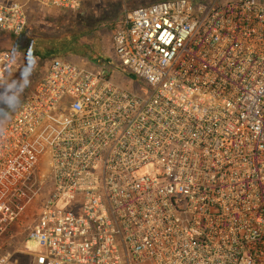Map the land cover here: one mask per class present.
<instances>
[{
	"label": "built area",
	"instance_id": "obj_1",
	"mask_svg": "<svg viewBox=\"0 0 264 264\" xmlns=\"http://www.w3.org/2000/svg\"><path fill=\"white\" fill-rule=\"evenodd\" d=\"M84 1L0 0V31ZM135 1L112 40L141 90L55 58L0 128V264H264V0Z\"/></svg>",
	"mask_w": 264,
	"mask_h": 264
},
{
	"label": "rangeland",
	"instance_id": "obj_2",
	"mask_svg": "<svg viewBox=\"0 0 264 264\" xmlns=\"http://www.w3.org/2000/svg\"><path fill=\"white\" fill-rule=\"evenodd\" d=\"M142 2V1H140ZM135 0H85L75 11L33 6L29 22L23 33L13 36L0 31V52L11 53L13 62L0 84V128L16 111L25 97L34 89L38 79L46 72L50 62L62 58L74 63L109 70L112 78L133 90H141L134 77L117 64L113 52V34L125 11L135 7ZM52 132H45L49 137ZM46 143H42V173L47 174ZM44 196L48 190L44 191ZM40 203L24 216L18 232L8 242L10 251L23 247L37 251L33 240L25 241L26 228L39 210ZM17 264H29L30 257L16 252Z\"/></svg>",
	"mask_w": 264,
	"mask_h": 264
}]
</instances>
